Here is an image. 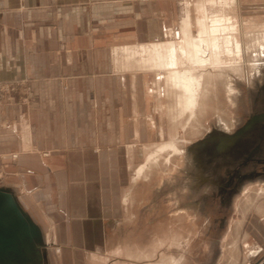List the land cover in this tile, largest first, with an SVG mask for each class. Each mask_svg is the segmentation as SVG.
Here are the masks:
<instances>
[{"label": "crops", "instance_id": "0c3cea01", "mask_svg": "<svg viewBox=\"0 0 264 264\" xmlns=\"http://www.w3.org/2000/svg\"><path fill=\"white\" fill-rule=\"evenodd\" d=\"M206 3L220 5L0 0V81L26 79L32 87L0 105V147L18 153L4 169L15 173V181L2 187L18 196L40 227L42 264H188V251L175 259L168 250L174 243L167 232L170 205L141 198V183L157 187L150 185V170L160 168L162 154L145 147L150 155L142 163L139 142L142 131H174L157 119L173 92L156 55L169 52L170 43L184 46L186 22L206 15ZM195 24L193 36L200 31ZM209 77L205 82L214 83L218 76ZM126 132L135 144L126 145ZM173 140L160 148L174 154ZM126 163L134 167L130 180ZM142 207H148L147 219L139 218ZM145 228L148 246L141 248ZM157 229H164L161 236Z\"/></svg>", "mask_w": 264, "mask_h": 264}, {"label": "rangeland", "instance_id": "374dc122", "mask_svg": "<svg viewBox=\"0 0 264 264\" xmlns=\"http://www.w3.org/2000/svg\"><path fill=\"white\" fill-rule=\"evenodd\" d=\"M210 1L220 5L206 3V15H197L200 19L196 24L189 20L184 28L188 39L195 40L202 30L201 20L207 30L219 21L220 50H207L205 65L200 61L202 53L198 60L178 55V70L191 72L196 94L176 86L166 72L170 81L166 87L174 95L164 101L166 113L158 114L157 119L174 131L162 132L163 135L142 131V163L150 155L146 149L150 145L158 147L157 155L162 154V158L160 168L150 170L156 175H150L149 184L157 183V187L149 190L148 183H141L139 191L146 203L170 205L167 219L170 217L173 225L167 232L174 243L168 250L175 259L188 251V264H264V0ZM225 21L231 24L230 34L225 32ZM173 22L180 24L179 19ZM191 22L200 27L197 36L190 32ZM228 37L236 38L237 44L227 46ZM228 47L232 51H227ZM233 62L237 65L230 66ZM211 75L218 76L217 80L205 82L211 80ZM31 88L26 79L0 81V105L16 93L27 95ZM194 96L195 105H188ZM181 101L186 105L176 108ZM186 107V111L182 110ZM252 119L255 122L245 128ZM132 134L125 133L127 146L137 142ZM173 138L177 152H164L160 146ZM170 155L176 156L171 164H165L164 158ZM17 157V152L5 153L0 147L1 187L15 181V173L4 169L12 166L7 160L15 161ZM126 167H130L129 163ZM133 168H126L129 180ZM132 210L130 206L128 217ZM139 215L147 219L148 207H142ZM155 218L159 219V215ZM162 231L157 229L158 236ZM146 236L147 228L139 236L141 248L148 246ZM125 241L131 252V238ZM113 246L119 247L120 243Z\"/></svg>", "mask_w": 264, "mask_h": 264}, {"label": "water", "instance_id": "95a60500", "mask_svg": "<svg viewBox=\"0 0 264 264\" xmlns=\"http://www.w3.org/2000/svg\"><path fill=\"white\" fill-rule=\"evenodd\" d=\"M255 120H250L248 128ZM43 234L15 193L0 187V264H42Z\"/></svg>", "mask_w": 264, "mask_h": 264}, {"label": "bare ground", "instance_id": "6f19581e", "mask_svg": "<svg viewBox=\"0 0 264 264\" xmlns=\"http://www.w3.org/2000/svg\"><path fill=\"white\" fill-rule=\"evenodd\" d=\"M228 23L227 22L225 23L227 26H225L224 28H226L225 32L227 31L228 34H230L229 30H230L231 24L228 25ZM200 24L202 26V30L199 32V36H197L198 37L197 39H195V40L188 39L187 35L185 34L184 42L182 41L184 43V46L176 47L174 43H170V44H168L170 49H168L169 47L166 48L169 50V52L157 54V55L155 54L157 57V60H158V63H157L158 67L157 68L160 67L164 70H168V72H170V75H171V82H173L176 86L179 85V87H181L187 93L194 92L196 94L195 88L193 87L194 80H192L190 78L191 72H186V74H185V72L182 73L178 70V66H179L178 55L179 54L183 55V57H185L186 60H189L190 58L198 60V57H199L198 54L202 53L203 58H201L200 61L202 64L205 65L206 58L204 55L206 54V51L207 50H209V51L220 50V42H219L220 38H218L219 32L222 30L221 27H218L220 25V22L215 21L216 25H214L209 30H207L206 27L204 26L203 20L200 21ZM234 44L235 45L237 44L236 38L233 37L231 40V38L228 37L227 46L230 47L231 45H234ZM229 47H228L227 51H232ZM161 52H163V51H161ZM190 53H194V54H190ZM240 57L241 56L239 55V58ZM235 65H237L236 62H233L232 65H230V66H235ZM219 66H217V67H219ZM195 82H199V81H195ZM195 101H196V99L194 96V98H191V100L187 104L190 106H194ZM183 102L184 101L177 103L176 108L180 109L183 106H185L186 104L183 105ZM187 109L188 108L186 107L185 109H182V110L186 111ZM174 151L177 152L175 146H174Z\"/></svg>", "mask_w": 264, "mask_h": 264}]
</instances>
